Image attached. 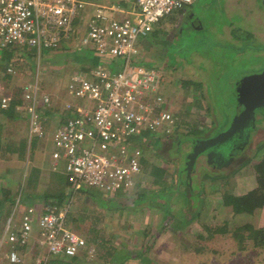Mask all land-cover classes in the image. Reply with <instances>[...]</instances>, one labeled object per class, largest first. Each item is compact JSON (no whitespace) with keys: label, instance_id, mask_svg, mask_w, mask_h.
Returning <instances> with one entry per match:
<instances>
[{"label":"built area","instance_id":"built-area-1","mask_svg":"<svg viewBox=\"0 0 264 264\" xmlns=\"http://www.w3.org/2000/svg\"><path fill=\"white\" fill-rule=\"evenodd\" d=\"M124 5H95L80 37L81 46L97 54L125 60L121 70L111 72L102 65L72 74L66 102L70 115L52 134V168L63 165V173L73 190L81 187L104 194L127 192L135 187L142 171V151L137 145L145 132H170L177 117L167 108L159 91L161 74L157 69L134 64L137 41L146 37L164 16L194 0H123ZM86 0H0V47H28L37 54L56 49L73 33V20L85 9ZM7 72L14 73L8 63ZM21 103L15 105L28 118L32 135H42L37 109L50 104L42 94L39 81L24 87ZM9 96H2L0 106L7 107ZM70 201L61 206L26 208L16 231L6 223L5 238L10 264L21 261L20 246L26 245L38 230L46 252L34 264H46L52 257H74L82 245L80 234L67 226ZM35 227H37L35 229ZM92 251L90 250V253Z\"/></svg>","mask_w":264,"mask_h":264},{"label":"rangeland","instance_id":"rangeland-1","mask_svg":"<svg viewBox=\"0 0 264 264\" xmlns=\"http://www.w3.org/2000/svg\"><path fill=\"white\" fill-rule=\"evenodd\" d=\"M255 6L254 0H195L192 5L183 7L187 16L181 26L172 30V36L167 41L168 44L165 47L161 61L164 62L163 68L166 71L170 72V70L177 69L175 72L173 71L175 74L171 75L177 83L178 76L184 73L182 68L184 65H189L190 69H193L191 72L193 73V82L183 86V95L180 97V101L184 98L186 101L192 102L191 106H189L188 115L187 113L186 116L184 113L181 116L178 115L177 123L178 125H184V130L186 127L198 128L199 130L208 128L207 132L209 130L212 131L206 132V135H210L209 137L216 136L226 128L233 115V92L236 81H241L247 76L264 72L261 67H258L262 64L263 60L260 57H262L263 53L260 51L259 54L257 49L251 48L252 46H256L260 41L261 43L264 42L260 40V37L264 38V36H261L264 35V24L261 25L255 22V18L264 16V13H258ZM183 13L182 11L181 14ZM179 16V11L175 10L171 14L164 16L160 23L168 22L169 19L172 21ZM224 28L226 31H224ZM228 29L231 31V34H226ZM12 48H7V50H12L13 56L18 58L16 62L12 63L14 64V73L8 74L5 67L7 65L1 60L0 54V102L2 96L6 95L11 98L13 94L21 92L26 85L37 80L39 83L42 82V84L46 82L50 93L54 94V101H57V104L52 109L58 113L59 105L63 101L61 98L62 94H64V91L67 92L69 88L68 85L66 89H63L65 87L62 86L69 72L62 64L59 67L55 64H50V66L49 63L47 64L49 61L47 59L52 54H57L56 50L52 51L50 55L46 54V50H42L38 55L37 52L28 47ZM70 74H74V71L72 70ZM198 83L202 87H206L209 92V96L211 97L210 107L215 111L212 116L214 118H220L221 116V120H212L213 122L207 120L203 112L201 113L200 108H197L195 105L198 101L197 95L200 92L197 89ZM180 85L183 84L180 83ZM44 88L46 87L44 86ZM169 92L165 93L171 96ZM193 94L194 96H192ZM199 100L201 102V99ZM51 104L53 103L44 106L48 107ZM201 107L204 109V105L201 104ZM41 112L38 109V119H40L43 126L42 135L38 136V140L40 141L39 146L46 148L53 128L56 127L59 120V114L54 116L52 121L48 120L44 124ZM19 116V118L16 117L13 120H7L0 116V124L3 125L1 131L3 132L1 138L2 144L8 143L11 140L17 141L24 137L32 139L28 118L24 115L21 116V114ZM257 128L259 130L258 132H253L254 139L246 148L248 151L247 155L243 157L244 159L252 160L255 151L257 152V150L264 147V124L259 123ZM254 129H256V126L249 132H252ZM48 150L51 151L52 147L48 148ZM39 154L37 153L35 156L33 154L31 156L32 160H23L18 165H14V163L11 165V157H8V163H3L2 168H4V173L2 170L0 171V182L2 180L0 187L11 180L9 188L15 198L21 196L27 187L31 189L38 188L39 186L36 187L38 179L31 182H28V179L29 176L33 177L34 175V171H32L33 166L38 165L40 162V157L35 159ZM39 156L43 155L40 154ZM34 159L38 164L34 163ZM187 159V155L183 157V162H186V164ZM210 159L209 163L218 162L215 158L210 157ZM16 170L21 171L19 180L12 183V179L17 177ZM222 171L219 166H216L213 173L217 176ZM241 171L243 175L246 174V177H251V168L244 167ZM42 173L43 175L39 173L42 176L40 178L46 180L48 178L47 171H42ZM199 186L206 190L205 184L200 183ZM184 188L187 187L183 186L181 189ZM147 189H149V192L147 191L148 196L151 197L150 194L153 191L156 194L160 193L158 194L160 200L164 201V204L167 203L165 199L169 192L168 188L160 189L150 186ZM84 190L82 189V191ZM183 191L185 192V189ZM151 198H153L151 200L153 202L154 196ZM96 199L99 202L100 200H106V205L105 203H99V209H97L98 212L102 211L105 214V219L91 224L93 221H96L97 213L93 210L96 214H92L89 208L96 203V200L91 199L90 196H86L84 201L81 198L75 201V197H72L71 209L74 205V213L69 216L67 226L80 234L83 241L82 244L84 243L89 246L91 244L98 247V244L106 243L108 246H111L112 249H110L109 254L117 258V261L124 258L123 260L127 264L128 262L129 264H143L142 262L145 264H264V247L255 250L249 245L247 249L240 251L234 249V246H232V250H225L223 245H225L226 239L222 238V234L220 235L221 240L211 241V246L205 249L201 248V245L198 249L197 247H191L193 240L191 238L189 240L187 234H182L181 240L183 241H181L178 248L176 246H179V244H176L175 240L171 239L170 228L165 232L157 231L158 233H154L155 228H160V216H152L153 213L148 216L147 212L140 209L122 208L121 206L125 202L118 199H113L112 203H109L110 201H107V198L96 197ZM11 206L9 212L16 205L11 204ZM13 213V216L15 215L13 218L14 222L18 223L20 218L17 214L18 211H14ZM79 214L80 218H78ZM174 215H176L175 210ZM167 216H169L168 213L165 214V217ZM221 218L223 217L214 216V219L210 223H219ZM6 221L4 220L3 226H5ZM163 221L169 225L172 221H176V219L170 220L167 217ZM3 226L2 224L0 225L1 230ZM145 232H148L149 235H146ZM218 235L216 234L215 236L219 238ZM215 236L211 239L217 238ZM31 238H33V234ZM34 238L40 239L37 233L34 235ZM96 251L101 252L100 247ZM231 251L233 252L231 253ZM257 251L260 253V257L255 255ZM24 252L25 250L20 254L24 256ZM139 252H142V255H138Z\"/></svg>","mask_w":264,"mask_h":264},{"label":"crops","instance_id":"crops-1","mask_svg":"<svg viewBox=\"0 0 264 264\" xmlns=\"http://www.w3.org/2000/svg\"><path fill=\"white\" fill-rule=\"evenodd\" d=\"M91 4H87L85 9L82 11H79V13L76 15V17L73 20V33L72 36L65 40L61 46L56 50L57 54H52L47 60V64L49 63L52 65H59L62 64L65 69L69 72V75L67 74V79L63 81L62 86H64L66 89L67 85L70 84V78L71 74L70 72L73 70L74 73L76 72H82L86 76L88 75L89 69L95 67L96 65H102L107 70L111 72H117L118 70H121L124 64L126 63L123 58L120 57H113L111 55H100L95 52V50L91 47H85L81 46L79 43V39L81 36H83L87 29V22L92 15L95 5L103 4V5H112V4H119L124 5L126 8L129 9V11L132 9L131 3H126L123 0H86ZM195 1V0H194ZM193 1V2H194ZM193 3L185 6H190ZM180 16L177 19H174L171 21L169 19L168 22L160 23L161 20L156 23L153 26V30L143 38H139L137 41L138 46V54L136 57H134L133 62L134 64L143 65L148 68H154L157 69L161 74V81L159 83V91L161 95H163L164 99L167 102V108L174 114V116L177 117L178 122V115L181 116L182 113H186L188 115L189 106H191V103L189 101H186L184 98L180 101V97H182L183 93V86L185 84H188L190 82H193V69H190L189 65H184L183 71L180 76H178V83L173 80V77L171 75L175 74L174 72L177 69L170 70V72L166 71L165 68H163L164 62L161 61V57L164 54V50L166 45L168 44L167 41L170 40L172 36V30L175 28L177 29L178 26H181L183 20L186 18L187 14H185L184 8L178 9ZM182 11L184 12L183 14ZM224 31L226 29L224 28ZM226 34H231V31L228 29ZM31 49V48H30ZM33 50V49H31ZM54 52V51H53ZM51 52H48L46 54H51ZM52 59V60H50ZM174 71V72H173ZM167 73V74H166ZM182 83L183 85H180ZM191 84V83H190ZM46 82L40 83V90L42 94H47L50 96V106L45 107L44 105L38 107L41 112V116L43 119V123L46 124L48 120L52 121L54 116L59 114V120L57 121V125H60L62 122L65 121V119L70 115L69 111L65 109L66 102L73 99V96L69 92V88L67 92L64 91V94H62L63 101L60 103L59 111L58 113L54 111L52 108L56 107V102L54 101V94H51L49 89L46 86ZM44 86L46 88H44ZM200 92L197 95L198 101L196 102L197 108H200L201 113L205 115L207 120H221L220 118H214L212 116L215 111L213 109H209L207 106H204V109H202L201 104H206V99L209 97V92L207 91L206 87L199 86ZM170 91V95H167L165 92ZM196 94V93H195ZM22 96V95H21ZM68 96V97H67ZM167 96V97H166ZM194 96V94L192 95ZM58 97V96H57ZM201 99V102L200 100ZM204 101V103H203ZM181 102V103H180ZM182 104V106H181ZM187 106V107H186ZM37 109V111H38ZM199 110V109H198ZM177 113V114H176ZM195 114V112H193ZM21 114V113H20ZM226 115V114H225ZM1 116V115H0ZM22 116V115H21ZM2 117V116H1ZM20 116H18L19 118ZM62 117V118H61ZM211 117V118H210ZM195 119V118H194ZM59 122V123H58ZM48 124V123H47ZM216 124V123H215ZM56 127L53 128L52 134ZM184 125L175 124V127L168 132L169 135H166V132H145L137 142V145L142 151V157H141V163H142V171L136 178L135 187L132 190H129L127 192H116L114 194L106 195L104 193H101L97 190H93L90 188L83 187L85 191L83 192H76L74 197L75 201L79 200L81 198L83 201L85 197H91V199L96 200V203L91 205L89 210L92 212V214H96V221L92 223L99 222L101 219H105V214L102 211H99V203H105L106 200H99L96 199V197H100L102 199L107 198V201H110L109 203H112L113 199H118L119 201H124V205H122V208H128V209H135V210H144V212L148 213V216L153 213L152 216H160V228L156 229L155 232H162L166 231L170 228L169 232L171 233V239L175 240L176 244L178 243L180 247L181 237L182 234H187L188 239L193 240L192 246L193 248L197 249L200 247L205 249L207 247L211 246V241L213 240H221L220 235L222 238L226 239L224 249H231L232 246H234V249H238L239 242L238 240L234 239L232 236V233L237 227H241L244 225H248L254 229L258 228H264V205L253 212H241V213H233L230 206L226 205L224 203V195L226 194H233L234 196H241L246 194L247 192L253 190L257 187V180L254 172V164L256 157H258L259 153L261 154L262 151H264V147L261 148L262 150L257 152L255 151L253 159L248 160L244 159V155H241L239 158H235L233 161L228 163L227 165H222L221 168L223 171L220 172L219 175L211 174V176L206 177H200L199 170L202 168L201 166L196 167V173H192V179L189 182V184L185 183L187 187V192L183 191L184 189L176 190V194H172L171 198H166V204H164V201L162 202L160 198L158 197L159 193H155L153 190V193L150 194L151 197L154 196L153 202L151 200L150 196H148V187L154 186V187H160L163 182H174V185L181 186V180L182 178L178 176L177 172V165L173 162V160H170L171 158H175V161L181 162L183 165V152L186 151V148L184 145L183 149L182 146L178 147L179 141L178 138L182 136L183 134L187 133V129L184 130ZM212 128V127H211ZM210 128V129H211ZM214 129V128H212ZM209 133V132H207ZM52 134L49 138V143L46 148L40 147V141L38 138H36V142L34 145L30 147L28 144L27 146V153L26 158L31 159V156L37 155V153L42 154L43 156H36V158L40 157L39 164L34 159V163L38 165H34L32 168V171H34L33 177L29 176L28 182L35 181L38 179V188H26L24 192H22L21 200L18 199V196L15 198L14 201L10 202L9 200H3V193L1 190L8 189L10 187L9 183L11 180H9L4 185H1L0 187V201L1 206L3 207L2 210H0V225L2 224L4 220L6 223L8 220L11 219V228L10 230L16 231L17 228L20 226V219L25 212L26 208L29 206H34L38 211L42 209V207H45L48 205L47 200H50L48 196H52V194H58L62 192H67L70 190V186L66 180V177L63 173V165L61 164L58 166L56 170H53L52 168V159H51V151L48 150V148L52 147ZM210 136L206 135L205 137ZM159 139V140H158ZM18 141V140H17ZM15 141V142H17ZM178 149L179 151L176 152L175 150ZM173 152H176L172 157L170 154ZM17 151H12L11 154L7 152L6 159H0V171L4 168L3 163H8V157L10 158L11 165L14 163V165H18L19 163L23 162V159H19L17 156ZM263 153V152H262ZM30 155V156H29ZM204 157V156H203ZM173 158V159H174ZM181 159V160H180ZM200 162H203V158L201 157ZM179 165V163H177ZM31 167V166H30ZM162 168L163 175L160 179H155V183H151L150 181L153 179H150L147 174L148 172H154L157 168ZM223 167V168H222ZM244 167L251 168V177L247 176L246 174L243 175L242 171ZM198 168V170H197ZM42 171H47L48 178L44 180L39 173H42ZM19 170H16V176L12 179V183H15L19 180L20 175ZM4 173V171H3ZM170 174V175H168ZM222 174V175H221ZM62 177L63 181L62 183H57L55 178ZM154 178V176H152ZM15 181V182H14ZM2 183V180L1 182ZM200 183L205 184L206 190L202 189L199 185ZM160 184V185H159ZM46 185V186H44ZM63 190L60 192V190ZM148 191V192H147ZM189 191V192H188ZM12 192V191H11ZM141 194L142 199H139V195ZM12 195V193H11ZM10 195V196H11ZM29 196L31 200H33V203H29L28 201L22 200L25 196ZM99 195V196H98ZM118 195V196H116ZM13 196V195H12ZM13 198V197H12ZM98 200V201H97ZM86 202V200H85ZM108 203V202H107ZM11 204L16 205L15 208H12V211L8 212L9 209L12 207ZM11 206V207H10ZM131 206V207H129ZM93 210L96 211L93 212ZM174 210L176 211V215H174ZM18 211L19 215V221L18 223L14 222V216L13 212ZM166 211L170 213V220L176 219V221H172L169 225L164 223L163 218L165 217ZM74 213V205L73 208L70 211L69 216H71ZM5 218V216H7ZM214 216L218 217L221 216L223 218L220 219L219 223H210L212 222V219H214ZM78 218H80V214L78 215ZM220 218V217H219ZM67 219V225H68V216ZM159 224V223H158ZM164 224L166 226H164ZM69 227V226H68ZM221 227H224L223 229H220ZM3 229H0V264H10L7 259V253H8V245L5 244L3 239L5 238V226L2 227ZM37 227H35L36 229ZM216 228H219L217 231ZM217 232L213 233L212 232ZM157 232V233H158ZM37 233L38 230L33 231V238H30L28 243L26 245L20 246L19 251L22 253V251L25 250L24 256L20 254L21 261L17 264H34L36 260L43 258L46 248L41 243L40 239L37 240V238H34V235ZM216 234H219V238L215 236ZM213 236L217 238L211 239ZM253 240L247 239L242 243L241 246L246 245L247 247L249 245H252ZM197 242V243H196ZM197 244V246H195ZM82 244L80 249L78 250V253L74 257H52L48 259L46 264H127L125 263L124 258H121L120 260H116L117 258L112 257L109 254V251L111 246H108L106 243L98 244V247H100L101 252L96 251L98 247L92 246L90 244L86 245ZM89 246V247H88ZM195 246V247H194ZM4 249L2 250V248ZM264 247V246H263ZM262 247V248H263ZM261 248V249H262ZM108 249V250H107ZM90 250L92 251L90 253ZM233 251H231L232 253ZM27 253V255H26ZM114 254V252H113ZM112 254V255H113ZM255 255L260 257V253L257 251L255 252ZM108 256V257H107ZM112 257V258H111ZM259 259V258H258ZM129 264V262H128Z\"/></svg>","mask_w":264,"mask_h":264},{"label":"trees","instance_id":"trees-1","mask_svg":"<svg viewBox=\"0 0 264 264\" xmlns=\"http://www.w3.org/2000/svg\"><path fill=\"white\" fill-rule=\"evenodd\" d=\"M183 7L184 6H182L180 8L182 9ZM13 48L15 49L16 47H13ZM57 49L58 48L46 50V53H48L49 51L51 52V51L57 50ZM12 53H13L12 50H7V48H1V51H0L1 60L3 61V63L5 62L4 64L8 65V63H14V62L17 61L18 58L13 56L14 54H12ZM5 67H7V66H5ZM190 83H192V82H190ZM199 86L200 85L198 83V85H197L198 88L197 89H200ZM22 92H23V90L21 92L13 94V96L11 97V101H10V103H9V105L7 107H1L0 106V115L2 116V118L7 119V120H13V119H15L16 117H18L20 115L19 112L17 110H15V105L21 103V101H22V99H21ZM210 99H211V97L209 96L206 99V104L204 103V101H203V103H204V106H207L211 110ZM2 126L3 125L0 124V159H6V157L8 156L7 152H9V154H11L12 151H17L16 153H17L18 158L26 160L28 157L26 158V156H24V155H26V153H27V146H28V144L30 145V147L32 145H34L35 142H36V138H38V136L32 135V137H31L32 139H28V138L24 137V138H20V140H18L17 142L11 140L8 143L2 144V142H1L2 134H3V132H1L2 131ZM186 129H187V131H186L187 133L183 134L182 136H180V138H178V141H179L178 147L187 145L188 142H190V143L193 142L192 141L193 139L206 138L205 136H206V131H207L208 128L207 129L205 128V130L204 129L199 130L198 128L186 127ZM166 135H169V133H166ZM246 145L247 144L242 146L241 149L238 148L237 149L238 151L236 149H232L233 152L229 153L230 152L229 151V152L225 153L226 155L224 154V157H225L226 161H231V160H234L235 158H239L241 155H244L243 149L246 147ZM261 150L262 149H259V151H261ZM175 151L178 152L179 150L176 149ZM240 151H243V154L239 155L238 153ZM176 152L172 151L170 156L172 157V155H174ZM262 152H261V154L259 153L258 157H256L255 164L253 166L254 167L255 176H256V180H257V187L254 188L253 190L247 192L246 194L241 195V196H234L233 194L224 195V203L226 205L230 206V208H231L233 213H241V212H248L249 213V212H253L254 210H256V209H258V208H260V207H262L264 205V151H262ZM203 154L205 156L202 155V154H201V156L207 157V155H206L207 152H205ZM188 156L189 155H187V157ZM210 157H212V156H210ZM210 157L209 158L207 157V159L211 160ZM173 158H171L170 160H173V162L177 165L178 176H180L182 178V180L180 182L183 185L177 186L176 184L174 185V182H172V183L163 182V184L160 187L158 186L157 188H160V189H167L168 188V190H169L168 195H167L168 199L171 198V195L174 194L176 192V190H179L183 186H185L186 185L185 183L189 184V182L191 181L190 179H192L191 177L193 176L191 172H190L189 175H187V171H186V166H187V164L189 162V159H187V164L185 162L182 165L181 162H179V160L175 161L176 159L175 158L173 159ZM177 163H179V165ZM213 164L218 165L219 163L216 162V163H213ZM195 165H196V163H195ZM201 167H202V165H201ZM199 173H200V177L201 178L202 177H206V176H211L209 170H205V169H202V168L199 170ZM211 174H214V173H211ZM162 175H163V170L160 167V168L155 169L153 173L152 172H148L147 177L151 176L149 178L153 179V180H151L150 182L151 183H153V182L155 183L154 180L156 178L160 179L162 177ZM152 176H154V178ZM55 179H56L57 183H62V181H63L62 177H60V176L58 178H55ZM82 189H84V188L81 187L78 190H73V189L70 188V190H68V193L67 192H62V193H58V194L57 193L56 194H52V196H48L49 199H50V200H47L48 206L55 205V206L59 207L65 202L66 199H69L70 208H69V211L67 213V216L69 218V214H70V211H71V200H72V197H74L76 192H80V191L83 192ZM184 189L187 192V188H184ZM1 191H2V193L4 195L3 200H9L10 202L14 201V197L12 196L13 193L11 192L10 188L3 189ZM61 191H63V190L61 189L60 192ZM11 193H12V195H11ZM161 195L163 196V194H161ZM20 197H22V194H21V196L18 197V199ZM139 199L140 200L142 199L141 194L139 195ZM20 200H21V198H20ZM22 200L28 201L29 203H33V200H31L29 198V196H27V195L24 198H22ZM1 202L2 201H0V210H2V208H3L1 206ZM166 213H168L170 215L169 212L166 211ZM167 217L170 218V216H167ZM167 217H164V218H167ZM66 222H67V219H66ZM164 223L166 224V222H164ZM91 224H93V223H91ZM165 224H164V226H166ZM223 228L224 227H221L220 229H223ZM218 229L219 228H216L215 231H217ZM215 231L212 232V234L216 233ZM145 234L149 235L148 232H145ZM232 236L234 237V239L238 240L239 245H240L238 247V250H240V251L245 250V249L248 248L246 245L241 246L242 243L244 241H246L247 239L248 240L249 239L253 240L252 241L253 244L251 245V247L253 249H255V250L261 249L264 246V228L263 229L262 228L254 229V228H252V227H250L248 225H244V226H241V227H237L234 230V232L232 233ZM138 255H142V252H139ZM142 263L145 264L144 262H142Z\"/></svg>","mask_w":264,"mask_h":264},{"label":"water","instance_id":"water-1","mask_svg":"<svg viewBox=\"0 0 264 264\" xmlns=\"http://www.w3.org/2000/svg\"><path fill=\"white\" fill-rule=\"evenodd\" d=\"M233 97L234 111L226 128L214 137L207 136L192 140L194 147L188 156L187 175L190 174L196 159L201 154L207 152L209 158L222 146L231 148V140L234 136L240 138L239 143L248 140L250 133L248 131L254 128L255 115L264 111V72L236 81Z\"/></svg>","mask_w":264,"mask_h":264},{"label":"flooded vegetation","instance_id":"flooded-vegetation-1","mask_svg":"<svg viewBox=\"0 0 264 264\" xmlns=\"http://www.w3.org/2000/svg\"><path fill=\"white\" fill-rule=\"evenodd\" d=\"M254 3H255V8L257 9V11H258V13H264V0H254ZM255 22H257L258 24H264V16L262 15L260 18H255ZM261 36H264V35H261ZM261 38H263V37H260V40H263L264 41V38L263 39H261ZM259 42V41H258ZM251 48H253V49H257V51H259V54H260V51H261V53H263V55H261L262 57H260L263 61H264V42L263 43H261V41L256 45V46H252ZM261 62L262 64H260L258 67H261L262 68V70H264V62ZM255 120H254V128H255V126H256V129H254L252 132H250L249 133V137H248V140H244L242 143L240 142L239 143V141H240V138H238L237 139V137L236 136H234L233 138H232V140H231V144H232V147L231 148H227V146L226 147H224V146H222V147H220L219 149H217V151L216 152H213V154H211L210 156H212V158H215V160H217L218 161V165H216L217 167L219 166H222V165H227L228 163H230L231 161H233V160H231V161H226V159H225V157H224V154L225 153H227V152H229V153H231V152H233V150L232 149H241L242 148V146H244L245 144H247L246 145V147L243 149V151H244V156L247 154V151L248 150H246V148L248 147V145H249V143L251 142V141H253V132H258V130H259V128H257V125L259 124V123H263L264 124V111H261V113H258V114H256L255 115V118H254ZM253 129V128H252ZM212 130H209V132H211ZM249 131H251V129L249 130ZM248 131V132H249ZM207 132V131H206ZM234 138H236V139H234ZM234 145L236 146V147H234ZM238 146V147H237ZM183 147L184 146H182V149H183ZM193 147H194V144H193V142H188L187 143V145L185 146V148H186V151H184L183 152V156L185 157L186 155H189V153H191V151H193ZM229 149V150H228ZM232 151H231V150ZM235 150V151H236ZM234 151V152H235ZM238 151V150H237ZM243 151H240L238 154L239 155H241V154H243ZM203 155V154H202ZM226 155V154H225ZM205 156V155H204ZM203 158V164H202V162H200L199 160H200V158ZM209 160L207 159V157H203V156H199L197 159H196V165H194V167L192 168V170H191V173H196V167H198V165L200 164V166L202 165V169H205V170H209V168H210V170H211V172L213 173V170L214 169H216V166L213 164V163H209L208 162ZM199 166V167H200ZM197 170H198V168H197ZM209 170V171H210Z\"/></svg>","mask_w":264,"mask_h":264}]
</instances>
